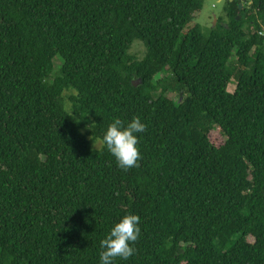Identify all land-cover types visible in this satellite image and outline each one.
I'll use <instances>...</instances> for the list:
<instances>
[{
	"label": "trees",
	"instance_id": "obj_1",
	"mask_svg": "<svg viewBox=\"0 0 264 264\" xmlns=\"http://www.w3.org/2000/svg\"><path fill=\"white\" fill-rule=\"evenodd\" d=\"M204 1L0 0V264H99L128 213L116 264H264V0L208 30ZM133 117L124 171L100 141Z\"/></svg>",
	"mask_w": 264,
	"mask_h": 264
},
{
	"label": "clouds",
	"instance_id": "obj_2",
	"mask_svg": "<svg viewBox=\"0 0 264 264\" xmlns=\"http://www.w3.org/2000/svg\"><path fill=\"white\" fill-rule=\"evenodd\" d=\"M145 130L146 125L138 117L127 122L113 118L100 143L113 156L117 167L127 171L139 166L141 153L138 148V134ZM140 224V218L131 213L116 221L99 241V264H116L118 260L128 262L134 258L135 245L142 234Z\"/></svg>",
	"mask_w": 264,
	"mask_h": 264
},
{
	"label": "rangeland",
	"instance_id": "obj_3",
	"mask_svg": "<svg viewBox=\"0 0 264 264\" xmlns=\"http://www.w3.org/2000/svg\"><path fill=\"white\" fill-rule=\"evenodd\" d=\"M223 6H224L223 0H205L202 9L194 13L193 21L198 22L203 27L204 30H208L210 29L211 26L214 25V22L216 23L218 22V17L222 13ZM131 52L136 54L138 58L143 57L145 53V47L143 43L139 40H135L131 47ZM60 62H61L60 59L56 57L55 69L58 68ZM235 82H236L235 80H232V82L229 84L228 89L230 91L234 90L236 86ZM212 140L215 143L221 142L222 138L220 137L217 131H214L212 133Z\"/></svg>",
	"mask_w": 264,
	"mask_h": 264
},
{
	"label": "water",
	"instance_id": "obj_4",
	"mask_svg": "<svg viewBox=\"0 0 264 264\" xmlns=\"http://www.w3.org/2000/svg\"><path fill=\"white\" fill-rule=\"evenodd\" d=\"M239 7L242 8V7H243V4L240 3V4H239ZM237 18H239V16H238ZM215 21H216V20H215ZM215 23H216V22H214V24H215ZM133 83L136 85V84L139 83V80L133 81Z\"/></svg>",
	"mask_w": 264,
	"mask_h": 264
},
{
	"label": "built area",
	"instance_id": "obj_5",
	"mask_svg": "<svg viewBox=\"0 0 264 264\" xmlns=\"http://www.w3.org/2000/svg\"><path fill=\"white\" fill-rule=\"evenodd\" d=\"M259 33H262V31H259Z\"/></svg>",
	"mask_w": 264,
	"mask_h": 264
}]
</instances>
